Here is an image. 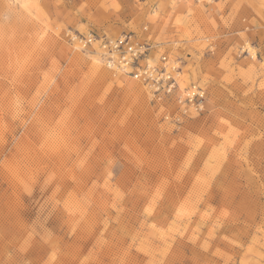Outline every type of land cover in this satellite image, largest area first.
<instances>
[{
    "label": "rangeland",
    "instance_id": "obj_1",
    "mask_svg": "<svg viewBox=\"0 0 264 264\" xmlns=\"http://www.w3.org/2000/svg\"><path fill=\"white\" fill-rule=\"evenodd\" d=\"M0 264H264V0H0Z\"/></svg>",
    "mask_w": 264,
    "mask_h": 264
},
{
    "label": "built area",
    "instance_id": "obj_2",
    "mask_svg": "<svg viewBox=\"0 0 264 264\" xmlns=\"http://www.w3.org/2000/svg\"><path fill=\"white\" fill-rule=\"evenodd\" d=\"M69 40L82 51L91 50L95 45L100 51L101 62L107 68L144 82L154 93L171 94L177 89V81L165 65L148 64L152 45L138 41L133 33L126 32L116 37L94 32L84 35L76 33L71 34ZM160 60L164 61L165 57L161 56ZM177 97L179 103L198 109L203 101L204 91L201 87L192 85Z\"/></svg>",
    "mask_w": 264,
    "mask_h": 264
},
{
    "label": "bare ground",
    "instance_id": "obj_3",
    "mask_svg": "<svg viewBox=\"0 0 264 264\" xmlns=\"http://www.w3.org/2000/svg\"><path fill=\"white\" fill-rule=\"evenodd\" d=\"M75 46L78 47V48L80 49V47H79L78 45L75 44ZM94 46H95V45H94ZM94 46H93V47H94ZM80 50H81V49H80ZM88 51H89V50H88ZM94 51H95V54H96V58H94V59H95V61H97V63H98V62L101 61V60H100V57H97V56H99L100 51H99L98 49H95ZM147 62H148V60H147ZM149 63H151V61L148 62V64H149ZM121 75H122V74H121ZM191 86H192V85H191Z\"/></svg>",
    "mask_w": 264,
    "mask_h": 264
}]
</instances>
